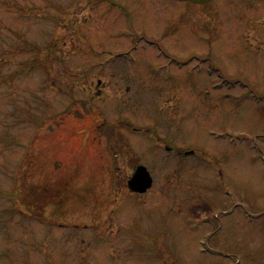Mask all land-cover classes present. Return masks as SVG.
Returning a JSON list of instances; mask_svg holds the SVG:
<instances>
[{"label":"rangeland","instance_id":"1","mask_svg":"<svg viewBox=\"0 0 264 264\" xmlns=\"http://www.w3.org/2000/svg\"><path fill=\"white\" fill-rule=\"evenodd\" d=\"M185 6L0 0V264H264V0Z\"/></svg>","mask_w":264,"mask_h":264},{"label":"water","instance_id":"2","mask_svg":"<svg viewBox=\"0 0 264 264\" xmlns=\"http://www.w3.org/2000/svg\"><path fill=\"white\" fill-rule=\"evenodd\" d=\"M189 1L195 4H205L212 0H179ZM152 178L144 167H140L133 179L129 182V187L133 192L145 193L152 186Z\"/></svg>","mask_w":264,"mask_h":264},{"label":"trees","instance_id":"3","mask_svg":"<svg viewBox=\"0 0 264 264\" xmlns=\"http://www.w3.org/2000/svg\"><path fill=\"white\" fill-rule=\"evenodd\" d=\"M42 192H44V189H40V190L33 189V193H34V194H37V195H35V196L32 195V196H34L33 198L39 200L40 202L42 201V199L45 200L46 198H48V197H46V196H44V195H40ZM48 200L53 201V200L50 199V198H48ZM57 202H58V205L61 204L60 199L57 200Z\"/></svg>","mask_w":264,"mask_h":264},{"label":"flooded vegetation","instance_id":"4","mask_svg":"<svg viewBox=\"0 0 264 264\" xmlns=\"http://www.w3.org/2000/svg\"><path fill=\"white\" fill-rule=\"evenodd\" d=\"M187 5V4H186ZM190 5V4H189ZM198 6H196V7H194V8H197ZM187 7H185L184 9H183V12H182V16H186V15H188V14H191V13H188L187 12ZM189 11H191V10H189Z\"/></svg>","mask_w":264,"mask_h":264}]
</instances>
